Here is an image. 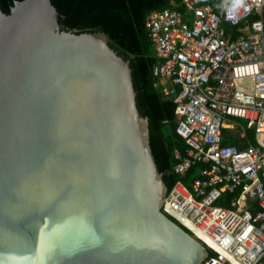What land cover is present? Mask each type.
<instances>
[{
	"label": "water",
	"instance_id": "obj_1",
	"mask_svg": "<svg viewBox=\"0 0 264 264\" xmlns=\"http://www.w3.org/2000/svg\"><path fill=\"white\" fill-rule=\"evenodd\" d=\"M61 16L0 8V264H200L206 247L161 209L129 59Z\"/></svg>",
	"mask_w": 264,
	"mask_h": 264
},
{
	"label": "built area",
	"instance_id": "obj_2",
	"mask_svg": "<svg viewBox=\"0 0 264 264\" xmlns=\"http://www.w3.org/2000/svg\"><path fill=\"white\" fill-rule=\"evenodd\" d=\"M179 1L184 11L151 10L145 27L187 144L172 170L204 166L191 187L177 179L161 209L206 247L200 264H264V0ZM224 128L254 129L260 144H222ZM225 192L228 205L216 204Z\"/></svg>",
	"mask_w": 264,
	"mask_h": 264
},
{
	"label": "trees",
	"instance_id": "obj_3",
	"mask_svg": "<svg viewBox=\"0 0 264 264\" xmlns=\"http://www.w3.org/2000/svg\"><path fill=\"white\" fill-rule=\"evenodd\" d=\"M15 1L0 0V8L9 13ZM172 1L176 3L172 5ZM62 15L59 23L69 30L77 32L101 31L109 44L120 55L129 59L136 90L139 111L148 120L149 143L157 168L162 174L167 189L180 179L188 187L199 176L203 163H195L183 175L173 172L176 162L174 150L185 153L187 144L176 132L179 117L175 113L174 96L164 95L157 86L153 75V65L158 58L148 37L145 27L147 13L154 9L175 7L184 11L179 0H51ZM253 17H251L252 19ZM226 29L229 25L225 24ZM222 144H236L240 148L247 140L259 145L260 138L254 129L246 130V137L239 138L232 130L223 129ZM233 194L228 192L217 200L218 205L227 206ZM213 252H209L212 255Z\"/></svg>",
	"mask_w": 264,
	"mask_h": 264
},
{
	"label": "crops",
	"instance_id": "obj_4",
	"mask_svg": "<svg viewBox=\"0 0 264 264\" xmlns=\"http://www.w3.org/2000/svg\"><path fill=\"white\" fill-rule=\"evenodd\" d=\"M239 122H241V121L239 120ZM241 123H243V122H241ZM227 129L232 130L235 134L238 135L237 129H235V128H232V129H231V128H227ZM238 137L241 138L239 135H238ZM249 142H250V141L247 140V145H248ZM250 143H251V142H250ZM247 145H246V146H247ZM254 145H255V144H254ZM237 146H238V145H237ZM238 147H239V146H238ZM243 148H244V147H243ZM232 196H233V195H232Z\"/></svg>",
	"mask_w": 264,
	"mask_h": 264
}]
</instances>
